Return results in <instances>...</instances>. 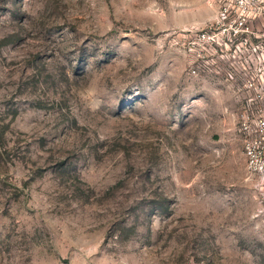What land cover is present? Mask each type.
Returning <instances> with one entry per match:
<instances>
[{"label":"rangeland","instance_id":"obj_1","mask_svg":"<svg viewBox=\"0 0 264 264\" xmlns=\"http://www.w3.org/2000/svg\"><path fill=\"white\" fill-rule=\"evenodd\" d=\"M217 4L0 0V264H264Z\"/></svg>","mask_w":264,"mask_h":264},{"label":"built area","instance_id":"obj_2","mask_svg":"<svg viewBox=\"0 0 264 264\" xmlns=\"http://www.w3.org/2000/svg\"><path fill=\"white\" fill-rule=\"evenodd\" d=\"M217 3L211 22L195 34V72L205 60L207 71L233 89L246 170L264 183V0Z\"/></svg>","mask_w":264,"mask_h":264}]
</instances>
